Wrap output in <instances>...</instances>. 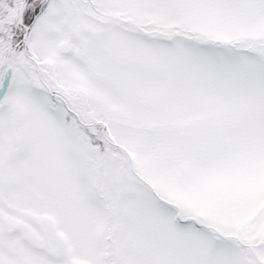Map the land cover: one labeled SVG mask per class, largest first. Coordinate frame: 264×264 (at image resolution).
<instances>
[{
	"label": "snow or ice",
	"instance_id": "1",
	"mask_svg": "<svg viewBox=\"0 0 264 264\" xmlns=\"http://www.w3.org/2000/svg\"><path fill=\"white\" fill-rule=\"evenodd\" d=\"M0 264H264V0H0Z\"/></svg>",
	"mask_w": 264,
	"mask_h": 264
}]
</instances>
